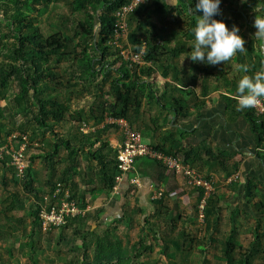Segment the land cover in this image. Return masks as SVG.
<instances>
[{
	"label": "trees",
	"instance_id": "16d2710c",
	"mask_svg": "<svg viewBox=\"0 0 264 264\" xmlns=\"http://www.w3.org/2000/svg\"><path fill=\"white\" fill-rule=\"evenodd\" d=\"M60 1L67 0H0V14H3L8 20L7 28L10 33L15 36L14 42L11 43L8 49L7 56L10 60L0 62V90H6L10 86V81L16 80L18 85V92L14 96L16 108H18L22 114L34 112L33 121L35 126L33 132H31L32 134H26L27 129L21 130L19 134L27 135L31 142L37 140L38 137L46 133L54 138V142H52L53 147L31 158V161L36 158H42L47 163L49 171L52 172L51 179L49 180L50 188L46 191L47 195L52 197L56 191L58 189L61 190V188L63 191L69 190L70 192L69 187L73 184L72 175L68 174L67 171L56 176L58 172L56 171V157L60 155L59 150L61 148L67 149L71 154L82 150L100 163L102 166V183L106 191L112 193L116 186L117 176H119L121 172L116 160L117 151L110 149L109 144L105 142L102 137L109 129L117 127L114 123H108L107 119H125L132 125L134 117L130 116V112L134 115H138L141 107L140 86L143 83L142 75L146 73L150 75L153 67H155L157 63L162 65L164 59H168L167 57H169V59H174L176 56H179L180 52L186 49L187 42H181L180 44L182 45L180 46H171V42L175 41L176 36L172 35V33L170 34L169 31L166 30L164 26L166 24H163L161 29L157 30L156 24L152 23L151 19L154 18L153 16H158L162 21H167V23H169V21L179 22L182 18H185L188 25L185 39L192 43L194 40L192 29L195 27L199 18L198 16L201 15V13L195 10V0H177L175 5L168 0H151L147 5H141L131 11L127 16L128 30L125 49L135 54L143 52V63L137 64L126 59L122 54L123 49L116 43L117 31H121L117 27L119 19L118 13L121 12L125 6H128L132 0H68L70 14H66L62 17L61 22L58 24L57 32L46 37L41 28L34 24L32 14L34 11L43 14L47 11L49 4H55ZM234 1L235 0H221L219 7L222 10L233 11L231 7ZM241 1H243L245 9L251 11L258 10V16L264 15V0ZM37 5H40L41 8H38ZM215 18L223 20L227 25L228 21L225 20L223 15L217 14ZM141 28H146L144 37L140 34ZM159 39H162L161 44L158 42ZM76 40L78 41L75 42L74 48L70 52L71 43ZM121 43H123V39H120V44ZM245 46L246 44H244V47ZM78 47L82 48L81 58L78 63L71 64L72 70L70 76L66 78L63 73L58 70L59 65L66 57L75 62L77 59H74V57H76V49ZM245 55H256L255 58L250 56L251 66L255 69L263 67L262 62H264V55H261L257 48L251 46L247 48V51L237 52L236 63L239 68L242 69L241 65H247L245 62ZM249 70L248 68L246 73L244 70L243 72L252 76L255 71L253 70L254 72H250ZM113 74L116 75L113 77ZM101 78L104 80L106 78L112 79L106 91L96 94L104 103L98 105L96 108H91L88 118L92 117L95 119L96 124L105 123V120L107 123L104 125V128L100 130L96 129L95 132L88 133L81 130L84 125L88 126L87 124L80 126L81 137L83 139L79 145H73L71 140L61 135L57 129L62 123L68 121L67 118L73 117L72 114H69V110L72 103L71 95L74 92H71L69 96L61 97L58 90L64 86L81 84L82 90L86 91ZM72 81H74L75 84L72 83ZM103 88L104 86H101L99 90L103 91ZM106 94L113 97L110 102L103 98ZM76 95H80V92H76ZM225 99L228 101V106L231 111L238 115L245 116L251 123L258 142L264 147V116H258L252 107L238 110L237 92L235 97L231 98L225 96ZM175 110L177 111L176 108ZM0 114L3 116L1 109ZM75 115L77 121L82 120L83 116L80 112H76ZM12 116L13 115H10V117ZM181 136L183 137L184 135L182 134ZM6 142L7 140H1L0 145H4ZM22 142V137H19V143L16 144V147ZM97 143L99 146L94 152L91 150L85 151L84 147L87 144L95 146ZM179 144L170 152L160 146L155 145L154 147L167 154L183 158L184 161H187L190 151L185 152L182 150L183 144L181 147H178ZM109 149L112 157L110 164H108V161L107 163L105 162L109 155L107 156L104 153L105 150ZM207 152L210 155L212 154L211 151ZM182 154L184 155L183 157ZM211 156L217 161V156L213 154ZM9 161V156L0 159V165L3 171L6 172L11 170L14 182L16 184L23 183L24 189L33 194L36 201L32 211L33 226L29 234L32 240L25 244V246L34 249L36 245L33 236L37 232L41 235L43 230L39 214L41 204L44 202V197L47 195L44 193L40 196L39 189L33 186L34 178L32 166L28 167L26 178L22 181L16 176L14 168L8 165ZM68 163L69 165L66 170L69 171V168H71V173L73 169H75L76 159L70 158ZM107 165H110V169ZM223 167L225 170L229 169L225 162ZM236 171V168H232L229 172L232 174ZM56 177L57 181H55ZM6 183L4 179L3 184ZM62 190L59 193L60 196L63 195ZM261 194L262 195H258L256 193V185L254 182L249 181L245 187V199L246 204L250 205L253 210H241L238 207L232 210L230 215V223L232 226L231 233L225 237L223 241L220 264H256L258 259L261 260V264H264V193ZM59 198L52 199V201H57ZM202 198L203 192L201 191L198 196V206ZM69 199L76 200L74 193H70ZM76 201L78 207L82 211H85L87 207L85 201ZM153 205L156 210L154 215L160 216L164 209L162 200L154 199ZM222 205L223 199L218 193L207 198L204 210L206 231L212 228L213 222H215L216 225L219 222ZM198 206L196 208L197 215L199 212ZM240 211L245 212L248 216H252V212L258 215L255 217L256 224L253 229V241L247 248L238 246L234 241L237 232V218ZM167 213H169L170 216L168 221L172 224V214L168 210ZM85 220V217L81 214L77 217L68 219L65 225L58 228L62 230L63 233L69 226L73 228V235L83 236L82 248L84 252L82 261L77 264H138L137 260L141 258L140 252L145 253L153 250L151 243H148V240L145 238L147 234L144 228L140 240L135 245L127 248L122 239L117 234L113 233L111 228L106 229L101 235L98 232L85 230ZM127 220L131 221V218L125 215L116 218L117 224H123ZM192 221L196 222V219ZM76 223H78V226L74 225ZM146 223L150 225L147 219ZM173 224H175V222H173ZM78 228H82L83 230ZM54 229L55 228H51V230ZM180 234L184 235L185 230ZM155 238H157V234ZM195 238L190 237V241L186 242V244L194 243ZM60 239L64 240V236L61 235V233ZM156 241L158 245L162 247V253L171 262L174 261L173 258L171 259L170 257L172 252L176 254L184 252V243L173 238L170 233H165L162 238L159 237ZM91 248L93 251L90 253L89 251ZM199 249L203 253L205 252L202 246H199ZM34 264H38L36 260ZM66 264L76 263L70 260Z\"/></svg>",
	"mask_w": 264,
	"mask_h": 264
},
{
	"label": "rangeland",
	"instance_id": "374dc122",
	"mask_svg": "<svg viewBox=\"0 0 264 264\" xmlns=\"http://www.w3.org/2000/svg\"><path fill=\"white\" fill-rule=\"evenodd\" d=\"M176 2L177 0H172L171 3L175 5ZM37 7L41 8L40 5H37ZM231 10L233 11L220 9L218 15H223L225 17V20L228 21L227 26L231 27L235 24L239 27V35L245 41L246 51L247 48L251 46L259 50L261 44H264V41L254 36L256 29L253 27V20L255 16L258 15V10L251 11L245 9L243 1L241 0H235ZM66 14H70L68 0L60 1L55 4L51 3L48 5L46 12L41 14L38 11H34L32 16L34 18V24L38 25L43 34L48 37L58 31V24ZM153 17L151 22L156 24L157 30H160L163 24H166L164 25L166 30H168L170 34L172 33V35L176 36L175 41L171 42V46H180L182 45L180 44L181 42H187L186 49L191 47L190 45L192 43L185 39L188 28L185 18H182L179 22L169 21V23H167V21H162L158 16ZM0 22V62H2L10 60L7 56L8 49L11 43L14 42L15 36L11 34L7 28L8 20L3 14H0ZM145 29L146 28L140 30L142 37H144ZM77 41L78 40L71 43L70 52L73 50L75 42ZM159 44H161V42H159ZM126 45L127 40L125 37L123 38V43H119V46L121 49L126 50ZM81 50V47L76 49V57H74V59L76 58L77 60L75 62L66 57L59 65L58 70L62 72L66 78L70 76L72 70L71 64L78 63L81 58ZM186 62L187 61H185V63ZM245 62L249 67L251 66V58L248 55H245ZM199 63L201 64V62ZM115 75L116 74H113V77ZM111 79L112 78H106L104 80L101 78L86 91L82 90L81 84L76 85L74 81H72V83L75 85L61 87L58 90L61 97L69 96L71 92H74L71 95L72 103L69 110V114H72L73 117L67 118L68 121L62 123L57 130L61 133L70 131V135H68L70 137L72 132L79 129L80 126L84 124L90 125L89 123L91 119H93L92 117L88 118L91 108H96L98 105L104 103L96 94L106 91L109 88ZM101 86H104L103 91L99 90ZM17 92L18 85L16 80H11L10 86L6 90H0V109L3 114V116L0 114L1 140H7L10 135L14 133L18 134L21 130L27 129L26 134L28 135H31V132H33L35 126L33 121L34 112L22 114L19 109L16 108L14 96ZM76 92H80V95H76ZM112 98L111 95H106L105 97L107 101H111ZM76 112H80L83 116L81 121H77L75 117ZM10 115L13 116L10 117ZM66 136L67 135H65V137ZM143 140L146 143L150 142V140L144 138ZM52 142H54V138L46 133L33 142L29 140L27 146L26 157L32 165L34 178L33 186L39 189L40 196L44 193L47 195L46 191L50 188L49 180L51 179L52 172L49 171L47 163L42 158L40 159L41 161L37 159L32 162L31 158L53 147ZM63 149L61 148L59 150V154L63 152ZM59 158H61L60 155L56 157V171H58L56 176L61 174L59 169L62 162ZM12 177V171H3L0 165V264H34L35 260L38 264H66L70 260L74 261L76 264L81 262L84 252L82 248L83 236L73 235V228L69 226L63 233L60 229L42 230L41 235L37 232L33 236L36 245L35 248L33 249L29 246H25V244L32 240L29 234L33 226L32 211L36 201L33 194L24 189L23 183L16 184ZM4 179L7 182L6 184H3ZM55 181H57V177ZM221 183L222 181L220 179L216 183L217 193L223 199L220 218L217 225L213 222L212 228L209 231H206V222L204 219L200 218L199 212L197 215L196 208L198 206L197 201L199 194L186 183L185 186L179 183L171 184L170 189L174 191L178 187H182V190H179L177 195L173 197H167L168 190H165L166 194L161 198L164 209L160 216H155L152 210L150 211L147 209L144 211L145 214L139 213V215L138 213H134L129 216L131 221L127 220L123 224H117L116 218L118 217H116V214H111L112 216L108 218L104 217L103 211L89 218L83 214L86 219L85 222H88V224L85 225V230L98 232L101 235L106 229L111 228L112 232L122 239L124 245L130 248L140 240L144 228L147 234L145 238L148 240V243H151L153 250L145 253L140 252L141 258L137 260L138 264H220L223 241L225 237L231 233L232 226L230 223V215L232 210L235 207L241 210H253L250 205L246 204V197L243 190L236 192V198L234 197L232 199L230 197L232 193L229 191L230 189L226 185L225 180H223V184ZM70 193L72 194L71 190ZM168 194L170 195V193ZM45 198L47 197H44V202L46 200ZM44 202L42 204H44ZM49 202L52 203L51 199ZM90 203L94 202L90 201ZM167 210L172 214V224L168 221L170 216ZM124 215L126 216V214ZM256 216L258 215L254 212H252V216H248L245 212L240 211L237 218V232L234 238L238 246L247 248L253 241V229L256 224ZM146 219L150 222V225L146 223ZM193 219H196V222H193ZM173 222H175V224H173ZM78 229L83 230L82 228ZM183 230H185L184 235L180 234ZM60 233L64 236V240L62 239L63 241L60 239ZM165 233H170L173 238L184 243L183 253L176 254L172 252L170 254L171 259L173 258L174 260L173 262L162 253V247L158 245L156 241L157 238H162ZM156 234L157 238H155ZM190 237L195 238L194 243L186 244V242L190 241ZM199 246L205 249L204 253L199 249ZM92 251L93 249L91 248L89 252L91 253ZM261 263L260 259L256 262V264Z\"/></svg>",
	"mask_w": 264,
	"mask_h": 264
},
{
	"label": "crops",
	"instance_id": "0c3cea01",
	"mask_svg": "<svg viewBox=\"0 0 264 264\" xmlns=\"http://www.w3.org/2000/svg\"><path fill=\"white\" fill-rule=\"evenodd\" d=\"M190 50L191 47L185 49L174 59L167 57L162 65L157 63L153 67L150 75H142L141 107L138 115L130 112V116L134 117L131 126L140 132L144 139L150 140L149 144L160 146L169 152L176 148L177 144L180 143L178 147L183 144L182 150L190 151L187 161L202 174L214 176L217 182L220 179L223 184L225 180L232 193V199L236 198V192L239 190H243L245 194L249 181L256 185V193L262 195L264 147L258 142L251 123L245 116L231 111L225 99V96L235 97L237 82L245 75L237 66V53L229 61L208 65L192 62L185 57L189 55ZM250 56L255 58L256 55ZM248 68L250 72L255 71L254 73L264 71V66L257 69L253 66ZM106 123L105 120V123L96 124L95 119H91L89 124L94 131L90 132L104 128ZM61 135H67L66 138H69L73 145H79L83 139L80 127L74 130L70 137V131ZM102 137L110 149L116 151L125 140L124 134L117 127L109 129ZM98 146V143L95 146L87 144L84 149L94 152ZM110 149L104 151L109 155L105 160L108 164L112 159ZM207 151L217 156V161ZM60 157L62 164L59 170L61 173L67 171L72 175L73 184L69 189L77 200H84L87 204L84 215L88 218L101 211L104 212L105 218L112 216L111 214H116V217L124 214H143L147 209L155 212L153 200L157 189L168 190V193L174 191L170 189L171 184L179 183L185 186L181 178L168 173L157 162L139 158L134 168L123 175L116 191L111 193L106 191L102 183V166L94 158L82 150L71 154L65 148ZM70 158L76 159L75 169L71 173V168L66 170ZM224 162L228 170L224 169ZM107 167L110 169V165ZM232 168L237 171L230 174ZM179 190H182V187L175 189L177 192Z\"/></svg>",
	"mask_w": 264,
	"mask_h": 264
},
{
	"label": "built area",
	"instance_id": "2783aa9c",
	"mask_svg": "<svg viewBox=\"0 0 264 264\" xmlns=\"http://www.w3.org/2000/svg\"><path fill=\"white\" fill-rule=\"evenodd\" d=\"M151 0H132L128 6H125L121 12L118 13V24L117 27L121 31H117L116 43L119 45L120 39L125 38L127 35L128 25L127 16L135 8L141 5H147ZM162 43V40H158ZM122 54L128 60L133 63L142 64L143 63V52L133 53L129 50H122ZM258 116H264V99L260 98L258 103L252 107ZM108 123H114L124 134L125 140L117 149V162L118 168L120 170V175L117 176L116 186L114 187V192L118 188L120 181L125 173L131 171L134 168L135 162L139 158H148L154 160L165 170L179 178H181L187 185L191 186L199 194L203 192V198L199 204L200 218H205V206L206 200L210 196L217 193L216 183L217 179L211 175H205L196 170L192 164L188 161L176 157L174 155L167 154L161 150L156 149L153 145L144 142L143 137L140 132L136 131L125 119H107ZM81 130L85 133L94 131L92 126L84 125ZM19 137H22L23 142L16 147L19 143ZM29 143V138L27 135H21L14 133L8 139L4 145H0V159H4L6 156L10 157L8 165L12 166L15 170L16 176L20 180H25L26 171L30 167V162L27 160L26 151ZM232 178L229 179V182ZM62 190V188H61ZM60 189L50 197L47 195L44 204H41L40 219L42 221V228L44 231L51 228L58 229L68 222V219L77 217L79 215L85 214L77 204V201L70 198L69 190H65L63 195L60 196ZM170 195H177V191L168 192ZM167 193V195H169ZM166 194L164 189H157L154 193V199H161ZM60 197V198H59ZM59 198L57 201H52V199ZM51 199V202L49 200Z\"/></svg>",
	"mask_w": 264,
	"mask_h": 264
},
{
	"label": "clouds",
	"instance_id": "9594fccd",
	"mask_svg": "<svg viewBox=\"0 0 264 264\" xmlns=\"http://www.w3.org/2000/svg\"><path fill=\"white\" fill-rule=\"evenodd\" d=\"M220 4L221 0H195V10L201 15L192 29L194 40L190 45L191 50L185 56L192 62L216 65L229 61L237 52L246 51L239 27L235 24L229 27L223 20L215 18L220 13ZM253 27L256 29L254 36L264 41V15L255 16ZM259 51L264 55V44H261ZM241 67L246 73L248 66ZM236 92L238 110L256 105L264 97V71L252 76L243 75L237 82Z\"/></svg>",
	"mask_w": 264,
	"mask_h": 264
},
{
	"label": "bare ground",
	"instance_id": "6f19581e",
	"mask_svg": "<svg viewBox=\"0 0 264 264\" xmlns=\"http://www.w3.org/2000/svg\"><path fill=\"white\" fill-rule=\"evenodd\" d=\"M187 65V64H186ZM214 212V211H213ZM191 218V217H190Z\"/></svg>",
	"mask_w": 264,
	"mask_h": 264
}]
</instances>
